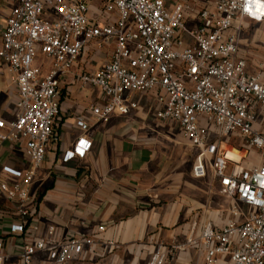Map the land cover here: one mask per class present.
I'll use <instances>...</instances> for the list:
<instances>
[{
    "label": "built area",
    "instance_id": "2783aa9c",
    "mask_svg": "<svg viewBox=\"0 0 264 264\" xmlns=\"http://www.w3.org/2000/svg\"><path fill=\"white\" fill-rule=\"evenodd\" d=\"M3 1L9 14L0 30V64L17 95L10 117L0 116V264H34L41 253L40 264H71L94 244L72 232L60 235L52 223L42 229L32 196L69 75L82 88L99 90L103 101L89 111L103 122L136 109L132 93L153 94L158 118L177 122L197 150L192 175L210 173L233 201L223 226L206 222L187 245L204 264L222 258L264 264V62L251 70L241 41L247 22L264 32V0H177L171 6L101 0L99 18L90 14L91 0ZM91 42L100 50L113 44L111 59L93 72H77ZM76 124L88 129L82 117ZM90 147L81 136L63 160L82 158ZM166 259L159 246L148 264Z\"/></svg>",
    "mask_w": 264,
    "mask_h": 264
},
{
    "label": "crops",
    "instance_id": "0c3cea01",
    "mask_svg": "<svg viewBox=\"0 0 264 264\" xmlns=\"http://www.w3.org/2000/svg\"><path fill=\"white\" fill-rule=\"evenodd\" d=\"M176 1L165 0L168 6ZM101 6V0L90 1L92 17L99 18ZM8 14L9 6H0V30ZM110 16L113 21L116 13ZM104 19L107 16H101ZM113 47L100 50L91 42L75 70H97L111 59ZM61 89V117L32 185L42 229L52 223L60 235L72 232L93 238L94 244L71 264H148L159 246L166 251L165 264H204L187 239L192 233L199 235L208 221L223 226L232 217L233 201L220 192L210 173L192 175L197 150L180 125L158 118L160 105L153 94L132 93L138 107L103 122L89 111L103 101L97 88H82L69 75ZM16 95L7 67L0 64V99L5 103L0 116L10 117L13 108L7 102H15ZM77 117L85 120L87 130L76 124ZM81 136L91 141L90 150L82 158L64 161ZM15 150L23 154L21 146ZM43 257L38 254L34 264ZM218 264L232 263L222 258Z\"/></svg>",
    "mask_w": 264,
    "mask_h": 264
},
{
    "label": "rangeland",
    "instance_id": "374dc122",
    "mask_svg": "<svg viewBox=\"0 0 264 264\" xmlns=\"http://www.w3.org/2000/svg\"><path fill=\"white\" fill-rule=\"evenodd\" d=\"M5 4L7 3L2 2L0 6L4 7ZM95 5L96 4H94V6ZM246 25L247 27L243 29V33L241 35L242 49L245 50V53H247V55L249 56L250 69L254 70L259 68V64L261 62H264V47L262 44L264 41V32L261 29V26L255 22H247ZM4 104V101L0 99V108H2ZM7 105L9 106V108H13L14 100H9V103L7 102ZM154 107H157V105Z\"/></svg>",
    "mask_w": 264,
    "mask_h": 264
}]
</instances>
